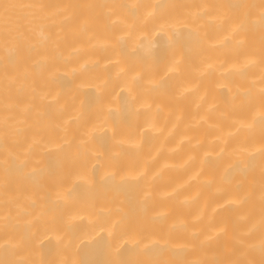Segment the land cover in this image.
Here are the masks:
<instances>
[{
	"label": "bare ground",
	"instance_id": "1",
	"mask_svg": "<svg viewBox=\"0 0 264 264\" xmlns=\"http://www.w3.org/2000/svg\"><path fill=\"white\" fill-rule=\"evenodd\" d=\"M0 264H264V0H0Z\"/></svg>",
	"mask_w": 264,
	"mask_h": 264
}]
</instances>
